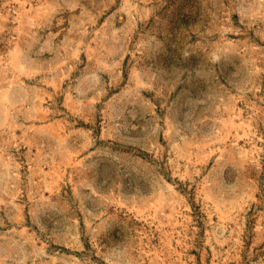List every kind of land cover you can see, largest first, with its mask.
Wrapping results in <instances>:
<instances>
[{"label":"rangeland","instance_id":"rangeland-1","mask_svg":"<svg viewBox=\"0 0 264 264\" xmlns=\"http://www.w3.org/2000/svg\"><path fill=\"white\" fill-rule=\"evenodd\" d=\"M0 264H264V0H0Z\"/></svg>","mask_w":264,"mask_h":264}]
</instances>
